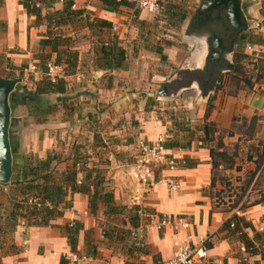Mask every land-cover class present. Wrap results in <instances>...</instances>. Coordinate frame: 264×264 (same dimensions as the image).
Masks as SVG:
<instances>
[{"label": "crops", "instance_id": "obj_1", "mask_svg": "<svg viewBox=\"0 0 264 264\" xmlns=\"http://www.w3.org/2000/svg\"><path fill=\"white\" fill-rule=\"evenodd\" d=\"M50 1L38 3L42 17L48 12L62 9V0ZM72 1L75 6L73 10L90 13L95 22L107 21L116 26L124 19L119 13L121 9L112 12L94 0ZM242 2L246 11V4L244 0ZM46 33L45 19L36 22L35 17L22 7L20 0H0V76L22 78L15 87L13 94L16 99L11 109L13 172L9 183L0 184V204L7 201L12 191L11 182L18 176L17 171L25 165L27 158L44 160L52 152H61L66 156L71 150L69 146L76 141L91 156L89 166L93 164L96 153L104 151L101 152L104 155L107 152L104 159L107 164L102 167L113 187L116 203L141 207L145 216L141 221V226L145 227L144 239L152 250L150 255L142 257L145 264L160 263L174 255L175 230L171 227L162 231L157 229L158 218L164 214L182 216L187 222V226L178 229L180 238L196 244L198 236L207 237L205 264H246L248 258L245 255L255 258L252 264H264V250L261 251L263 233L257 232L260 236L258 253L248 255L244 250L239 254L242 244L236 236L222 230L223 223L231 218L234 210L221 211L213 207L215 188L223 186L224 182L217 181L210 190L214 169L209 151V148L216 146L228 154L230 167L220 165L216 170L222 175L223 172L231 176L233 173L241 175L246 170L249 172L264 166V79L236 95L218 92L207 111L208 98H202V91L197 88L194 76L191 87L172 95L173 90L182 83L190 82V78L186 82L181 74L191 75L194 71L199 72L200 67L180 69L174 78L162 85L167 87L170 95L152 98L150 95L154 93L149 92V86L143 83L138 86L133 72L95 69L92 66L93 51L83 54L80 51L83 45L77 46L69 40L67 45L60 48L78 52L77 71L67 73L63 94L41 97L43 111L40 105L29 99L36 88L31 80L38 82L41 65L56 57L50 52ZM60 35L64 38L61 29ZM104 37L102 32L99 38L107 39ZM87 60H90V64ZM32 66L36 68L35 71L31 69ZM76 75H80L79 81L75 80ZM194 87L199 91V96L192 101L185 100L182 112H169L168 116H164L152 106L153 99H175L183 90ZM149 98L152 100L149 101ZM49 106L50 113L47 114ZM205 125L213 131V142L208 146ZM157 136L165 138L167 162L155 169V176L159 180L175 181L177 189L173 191L163 183L144 187L133 177L138 140L152 141ZM97 141H102L105 147H101ZM185 160H190L187 166ZM170 163L173 164L172 168L169 167ZM71 205L51 226H28L25 220H20L5 245L6 249L14 247L6 255L0 253V264H60L65 260L63 256L70 253L68 239L61 227L71 222L82 228L76 234V251L85 256V252H88L85 240H91L101 210L97 215H91L87 209V197L81 194L71 197ZM235 213L251 223L256 231H264V203ZM2 216L0 211V224ZM246 231L252 239L254 234L250 229ZM97 233L99 236V228ZM189 236L191 239H188ZM95 248L98 256L89 258L85 264H125L134 260L128 259L125 250H115L107 244Z\"/></svg>", "mask_w": 264, "mask_h": 264}, {"label": "trees", "instance_id": "obj_2", "mask_svg": "<svg viewBox=\"0 0 264 264\" xmlns=\"http://www.w3.org/2000/svg\"><path fill=\"white\" fill-rule=\"evenodd\" d=\"M41 1L42 0H20V4L29 15L35 17L36 22L39 23L42 19H45L50 52L56 55L53 63L56 65H63L66 73L74 74L78 67V52L71 51L69 48L68 50L60 48L62 45H67V43H65V38L60 35V29L63 26L71 25L73 20L77 18L80 19L82 16L87 19V14H85L86 12L84 10H73L72 0H62L63 5L61 10L48 12L42 17L41 8L38 4ZM51 1L54 2L55 0ZM94 1L99 2L105 9H109L112 12H118L120 9H127L133 6V3L125 0L120 2L116 0ZM170 8L172 9L173 6ZM185 18V14H182L180 17L181 20H184ZM96 23H98L99 27L106 29H109L112 26L111 23L107 21ZM255 38L256 37L252 35L243 36L241 33L236 39V45L240 40L245 41L246 44L261 45L258 40H255ZM93 53L92 66L95 69L120 71L126 68V51L118 44L115 38L97 39L94 44ZM236 57L239 58L241 56L240 54H237ZM233 64L234 70L228 72L230 73L229 75L231 79L227 84V95H236L241 90L252 88L256 81L264 79V75L260 72L263 69L262 66L259 67L255 80L253 81L252 77L244 75L242 68L237 61ZM35 85V91L32 92L29 101L40 105L43 111L44 104L41 102L42 96L48 94H63L65 92L64 80H59L55 84H51L47 79H40ZM215 91L218 92L220 89L215 86L214 92ZM213 99V97H208L207 111L210 109L211 101ZM49 108L50 106L46 110L47 114L50 113ZM207 114L208 113L206 112L205 116H207ZM204 132L205 141L208 146V143L213 142V131L208 125H205ZM210 133H212L211 136ZM99 145L105 147L102 141ZM69 148L71 149L70 153L66 156L61 152H52L48 154L44 160L29 157L25 160V165L21 166L17 171L18 176L11 182L12 191L8 195L7 201L4 204H0V211L3 215L0 224V253L2 256L12 251L14 245L11 249H6L5 245H7V239L14 232L20 220H25L28 226H51V223L61 217L65 210L72 207L71 197L74 194H81L87 197V209L93 216L101 210V215L106 220L109 219V216L111 219L112 217L114 219L117 216L122 215L128 220L129 228L126 230L121 228L125 237L119 235V231L115 228V225L108 228L103 227L101 229L102 237L108 240V242L125 243L127 236L133 238L140 236L141 229L143 230L140 225V215H142L141 207L134 205L131 208H127L126 206L116 203L113 197V189L110 181L106 178V173L102 167L107 164V161L105 160L102 164H96V162L89 166V159L91 156L85 153L83 145L78 144L75 141L69 146ZM209 151L212 158V167L214 169L210 183L211 190L215 187L216 182L218 181L215 178V171L220 165H222L223 168H229L230 166L228 164L229 157L225 151H220L216 146L209 148ZM189 161L190 160H185L186 166ZM56 166H62V168H56ZM223 177L227 178L228 174L223 172ZM254 179L255 182L252 185ZM261 180L264 181V166L248 172L247 179L241 188L239 200L235 202L236 206L244 198L248 189L251 188V190L254 191V187H256ZM221 182L227 184L224 180H221ZM29 201L33 203L29 204ZM262 203H264V198L248 205H244L240 210ZM236 206H232L230 210L234 209ZM61 229L68 239L70 252L81 255L76 251V234L82 229L81 226L71 222L62 226ZM246 229H250L254 234L252 239L248 237L245 232ZM222 230H227L231 236H236L238 242L242 244L244 252L248 255H256L258 253L260 236L253 228L252 224L242 217L233 214L230 219L223 223ZM85 243L87 248H89L88 252H85V257L94 259L97 256V251L92 245V240L86 239ZM124 247L123 250H125L128 259L130 257L135 261H127L125 264H145L142 257L150 255L152 251L150 245L145 241L138 245L130 242L128 247ZM65 263V260L60 262V264Z\"/></svg>", "mask_w": 264, "mask_h": 264}, {"label": "rangeland", "instance_id": "obj_3", "mask_svg": "<svg viewBox=\"0 0 264 264\" xmlns=\"http://www.w3.org/2000/svg\"><path fill=\"white\" fill-rule=\"evenodd\" d=\"M131 3H133L131 8H123L119 11L124 19L115 26L117 28L116 31L112 29L113 26L109 29L100 30L98 23L95 22L94 17L90 13L87 14V19H85V17L82 19L77 18L73 20L71 26L62 27L61 31L66 43L71 40L75 42L77 46H81L80 44L83 45V47L80 48L83 54H90L91 50L93 51V46L97 40L96 38H99L102 32L105 35L104 38H120L117 42L125 49L127 54L126 68L122 71L128 73L133 72L134 80L137 82L138 86H141L142 83L143 85H148L151 90L149 92L156 94L157 90H160L162 85L170 81L180 72V69H195L201 66L206 49L203 38H206L207 34L203 32L188 34L186 31L187 22L196 10L199 0H158L159 9L155 14L141 11L137 7L135 0ZM244 3L247 7V10L244 11V15L248 23V29L242 32V35L255 36V40H258L261 45L246 44L245 41L240 40L235 46L234 52L229 56V60L232 61V63L237 61L244 75H249L254 81L257 71L261 66L263 69L260 72L264 75V0H244ZM172 6L173 8L171 9L170 7ZM182 14H185L186 18L184 20L180 19ZM72 32H74L73 35H68ZM236 53L240 54L241 57L237 58ZM88 56L91 57V55ZM87 62L90 64V60H87ZM45 64L46 63H43L39 68L38 81L40 79H47L44 75ZM229 74L228 72L223 73L218 83L215 85L220 89V91H218L219 93H226L228 81L231 79ZM181 75L185 77V81L187 82L193 74L182 73ZM31 81L33 85L36 84L33 79ZM207 88H211V80ZM218 92L215 91L213 94L211 93L212 95L210 97L215 98ZM198 96L199 91L194 87L188 91L183 90L175 99L166 100L161 98L152 100L149 98V101L152 100V106L156 107L158 112H162L164 116H168L169 112L179 113V111H184L183 105L185 100L192 101ZM99 142L101 141H98V144ZM219 145H221L220 142ZM101 152L104 151L96 153V158L92 163L97 162L96 164H102V162H104L107 152L104 155ZM247 174L248 172L246 170L245 172H241V175L233 173L232 176L228 175L229 177L224 178L222 172L215 171L216 180L219 182L224 180L227 184L224 182L225 184H223V186L215 188L212 196L214 209L227 211L232 206H236L235 202L239 200L241 188L247 179ZM263 198L264 181L261 180V182L254 187V191L248 189L244 198L233 209L234 214H236L235 212L237 210L239 211L242 206ZM122 206H126L127 208L132 207L127 205ZM140 216L141 225V221L145 219V216ZM112 225L116 226L115 228L119 231L120 236L122 235L125 237L122 229L126 230L129 228V223L124 215L117 216L114 219L113 217L111 219L109 216L108 220L104 219L101 215L100 220H96V228L91 234L93 246L95 245L98 248L105 247L107 244L112 246L115 250H123V248H125L124 246L128 247L130 245V242L137 245L143 241L147 242L146 238L144 239L143 235L145 234L142 229L140 236L136 238L127 236L125 243H114L103 240V238H101V229L103 227L108 228ZM97 228L100 230L99 236ZM141 228L145 227L141 226ZM257 232L264 234V231L257 230ZM262 243L263 248L261 247V251L264 250V241ZM238 252L242 254L243 251L239 250ZM245 256L248 258L246 264H252L255 260V258L247 255ZM133 262L135 261L133 260Z\"/></svg>", "mask_w": 264, "mask_h": 264}, {"label": "water", "instance_id": "obj_4", "mask_svg": "<svg viewBox=\"0 0 264 264\" xmlns=\"http://www.w3.org/2000/svg\"><path fill=\"white\" fill-rule=\"evenodd\" d=\"M245 5L242 0H199L198 6L186 25L188 34L206 33L203 38L205 53L202 58L201 72L206 73L213 68L211 88L201 93L203 99H207L215 90L219 78L225 72L234 70V64L229 56L234 52L236 39L240 33L248 29V23L244 15ZM192 77L187 84L182 83L172 95L183 88L192 85ZM22 78H6L0 76V184L9 183L12 177V141L10 134L11 109L15 102V87L20 84ZM200 90L198 82L195 81ZM170 95L166 86H163L152 98Z\"/></svg>", "mask_w": 264, "mask_h": 264}, {"label": "built area", "instance_id": "obj_5", "mask_svg": "<svg viewBox=\"0 0 264 264\" xmlns=\"http://www.w3.org/2000/svg\"><path fill=\"white\" fill-rule=\"evenodd\" d=\"M118 2L122 0H116ZM132 2L134 0H125ZM137 7L146 13L155 14L158 9V0H135ZM75 6L72 5V8ZM112 29L116 31V27ZM32 70H36L34 66ZM44 75L51 84H55L59 80H65L67 73L63 65H56L53 62H46ZM76 81L81 79L80 75L74 76ZM167 162L165 138L157 136L152 141L145 139L138 140L136 144V156L133 163L134 174L133 177L144 187H152L157 183H163L168 189L176 190L177 183L173 180H159L155 176V169ZM170 163L169 167L172 168ZM33 202L29 201V204ZM187 226V222L182 216H175L172 214L160 215L157 221V229L164 230L166 227H171L175 230L174 255L157 264H204L207 259V237L198 236L196 244H192L187 240L180 238L178 229ZM188 239H191L189 236ZM243 251L244 249L241 248ZM66 264H85L89 258L80 256L76 253H68L63 256Z\"/></svg>", "mask_w": 264, "mask_h": 264}, {"label": "flooded vegetation", "instance_id": "obj_6", "mask_svg": "<svg viewBox=\"0 0 264 264\" xmlns=\"http://www.w3.org/2000/svg\"><path fill=\"white\" fill-rule=\"evenodd\" d=\"M212 70L213 68L209 69L206 73H202L201 70L199 72L197 71L192 72L193 75L191 77L194 76V79H196V81L200 84V89L202 92L208 89L207 87H208L209 81L213 79Z\"/></svg>", "mask_w": 264, "mask_h": 264}]
</instances>
